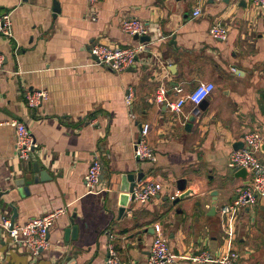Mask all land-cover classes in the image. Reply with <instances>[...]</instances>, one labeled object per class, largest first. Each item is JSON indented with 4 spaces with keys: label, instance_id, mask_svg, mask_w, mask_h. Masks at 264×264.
<instances>
[{
    "label": "crops",
    "instance_id": "obj_1",
    "mask_svg": "<svg viewBox=\"0 0 264 264\" xmlns=\"http://www.w3.org/2000/svg\"><path fill=\"white\" fill-rule=\"evenodd\" d=\"M196 7L200 14L193 16ZM5 12L13 38L0 36V119L24 122L36 148L32 159L20 160L14 128L0 126V214L24 223L55 208L66 212L35 256L13 247L0 230V264H104L110 241L121 260L142 263L155 224L177 256L174 264H197L189 259L194 253L217 257L228 248L238 252L236 264H264V198L241 208L231 224L219 213L235 188L250 181L227 165L233 144L258 132L257 156L264 162V11L250 0H101L95 6L87 0H0V15ZM128 17L156 23L162 37L125 71L92 64L94 42H138L120 28ZM214 23L227 26L226 39L210 36ZM201 81L215 88L189 129L190 103L173 113L154 101L160 83L174 98L173 86L184 94ZM27 89H45L48 98L31 109ZM143 123L150 126L153 163L134 157ZM95 157L104 171L102 191L89 193L84 175ZM33 161L46 173L35 172ZM138 176L168 187L145 204L128 201L120 215L121 188L129 191ZM180 178L192 195L174 203L169 193ZM73 225L76 237L65 240V228Z\"/></svg>",
    "mask_w": 264,
    "mask_h": 264
},
{
    "label": "built area",
    "instance_id": "obj_2",
    "mask_svg": "<svg viewBox=\"0 0 264 264\" xmlns=\"http://www.w3.org/2000/svg\"><path fill=\"white\" fill-rule=\"evenodd\" d=\"M101 0H87L90 6H95ZM221 1V0H216ZM258 9L264 11V0H250ZM200 14V8L193 10V16ZM123 32L138 37L147 35L149 40L139 41L136 44L117 46L104 42H94L89 47V54L92 57V64L105 67L109 70L121 72L130 68L138 54L145 51L150 43L162 37L159 26L156 23H148L136 17L123 18L120 22ZM228 28L226 25L214 23L209 28V34L216 40H224L227 37ZM0 36L11 40L13 38L12 20L9 12L0 15ZM5 55L0 51V70H2ZM210 87V91L202 99L197 100V93L203 88ZM215 85L211 81H201L187 93H182L181 87L175 85L171 89L176 97H169V88L159 84L154 92V101L164 105L170 112L180 113L186 103H190L194 110L203 100H205L214 90ZM133 97L130 91L126 95V103ZM26 105L31 109H37L48 98L45 89H27L24 94ZM9 125L14 128L15 142L14 148L17 157L23 161H29L34 157L36 143L28 126L17 119H0V126ZM150 126L148 123L141 125L139 135L134 142V157L141 162H155L156 153L147 141ZM261 137L256 131H250L243 136V147L230 152L227 165L233 170L245 168L250 176L247 184L235 188V198L219 207L220 216L230 224L237 212L247 206H254L259 199L264 198V162L258 156ZM102 168L101 160L95 157L90 162L84 175V184L87 192L99 193L97 188L99 176ZM168 185L162 180L153 178L135 179L128 191V201L132 203L145 204L160 191L166 190ZM178 191L169 193V199L174 200ZM66 212V208L59 207L46 212L40 217L30 219L24 223H14L7 214H0V230L7 236L9 244L19 249H24L32 255H38L47 247V235L56 219ZM154 236L151 241L149 252L144 262L125 261L118 256L117 250L112 241L107 244V255L104 264H174L177 256L169 247L168 238L162 233L159 224L154 226ZM110 238L112 235H109ZM227 237H233L232 228L227 230ZM112 240V238H111ZM238 252L233 249H226L217 257L210 255L207 251L194 253L189 257L191 262L201 264L211 262L214 264H236Z\"/></svg>",
    "mask_w": 264,
    "mask_h": 264
},
{
    "label": "water",
    "instance_id": "obj_3",
    "mask_svg": "<svg viewBox=\"0 0 264 264\" xmlns=\"http://www.w3.org/2000/svg\"><path fill=\"white\" fill-rule=\"evenodd\" d=\"M132 37H133V39L139 40V41H147V40H149V37L147 35H143V36H140V37H138L137 35H133ZM200 104L197 107L194 108L192 114L188 118L187 129L190 128V122L194 121L195 118L197 116H199V114L201 112V105ZM243 144L244 143L242 141H237V142H235L233 144L232 148L234 150L242 148ZM40 168H41L40 165L36 161H33V170L35 172H38L39 175L41 176L42 174L46 173V171L40 170ZM103 176H104V171H103V168H101V172H100V176H99V183H98V186H97L98 189H100L102 187ZM234 176L235 177H240L242 179H247L248 173L246 172L245 168H240V169L235 171ZM130 179L132 180L133 177H130ZM137 179H140V177L138 176ZM35 180H36V176H35ZM185 186H186V179L180 178V179H178L176 181V188H177V190L181 191V193L174 198V200H173L174 203L177 202L178 200L185 199V198L189 197L190 195H192V190L191 189H185ZM121 189H122L123 192H121L119 194V201H118L119 206H120V208H119V214L120 215L123 214V212L125 210V207L128 204V192L127 191L129 189V187L125 185V186H122ZM212 210L214 211V207L212 208ZM77 233H78L77 225L66 227L65 230H64V239L68 240L69 235H71V238L74 239L76 237Z\"/></svg>",
    "mask_w": 264,
    "mask_h": 264
},
{
    "label": "clouds",
    "instance_id": "obj_4",
    "mask_svg": "<svg viewBox=\"0 0 264 264\" xmlns=\"http://www.w3.org/2000/svg\"><path fill=\"white\" fill-rule=\"evenodd\" d=\"M209 91H210V87L201 89V91L197 93V97H196L197 100L202 99L205 96V94L208 93Z\"/></svg>",
    "mask_w": 264,
    "mask_h": 264
}]
</instances>
